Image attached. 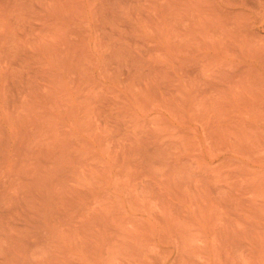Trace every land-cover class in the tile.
I'll use <instances>...</instances> for the list:
<instances>
[{"label":"rangeland","instance_id":"rangeland-1","mask_svg":"<svg viewBox=\"0 0 264 264\" xmlns=\"http://www.w3.org/2000/svg\"><path fill=\"white\" fill-rule=\"evenodd\" d=\"M0 264H264V0H0Z\"/></svg>","mask_w":264,"mask_h":264}]
</instances>
